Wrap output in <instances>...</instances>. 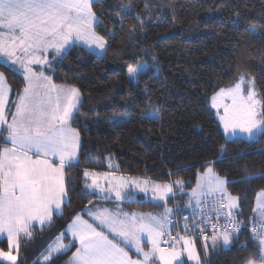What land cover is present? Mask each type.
I'll return each instance as SVG.
<instances>
[{
    "label": "trees",
    "instance_id": "1",
    "mask_svg": "<svg viewBox=\"0 0 264 264\" xmlns=\"http://www.w3.org/2000/svg\"><path fill=\"white\" fill-rule=\"evenodd\" d=\"M93 11L107 51L100 56L74 47L47 70L55 83L78 88L82 97L71 122L81 147L78 164L66 170L67 201L50 226L34 225L31 238L20 239L18 251H12L16 264H69L75 247L49 262L41 258L72 218L101 201L85 188V169L174 184L181 180L182 190L174 186L168 203L186 210L182 194L194 187L209 161H215L214 171L239 197L235 214L244 227L228 246L220 240L213 247L209 239L206 250L205 241L193 238L201 264L258 260L259 247L247 226L257 222L256 195L264 190V136L228 139L209 102L242 75L254 78L264 97V0H98ZM125 11L122 22L117 13ZM145 62L159 72L150 69L136 82L129 80V66ZM0 71L11 88V105L24 87L23 77ZM150 112L155 118H145ZM128 206L143 211L155 207L143 200ZM7 242L0 240V248L8 251Z\"/></svg>",
    "mask_w": 264,
    "mask_h": 264
},
{
    "label": "snow or ice",
    "instance_id": "2",
    "mask_svg": "<svg viewBox=\"0 0 264 264\" xmlns=\"http://www.w3.org/2000/svg\"><path fill=\"white\" fill-rule=\"evenodd\" d=\"M96 2L0 0V68L19 72L24 81L22 91L11 101L15 110L10 111L11 88L5 73L0 71V240L6 234L9 249L7 252L0 249V259L11 264H16L17 257L11 253L18 251L21 234L31 238L34 221L50 226L53 212L61 211L68 195L65 170L78 164L80 133L71 122L81 102L80 91L71 85L56 84L45 69L52 68V61L62 62L68 51L79 45L89 52L107 51V39L94 27L99 23L93 11ZM117 15L123 22L127 11ZM139 23L142 26L143 22ZM135 30L133 25L130 31ZM138 67L129 66L130 78H136ZM211 106L217 110L226 135L232 138L243 135L248 140L264 136V97L257 92L254 78L246 81L242 75L234 86L221 88L212 96ZM155 116V112H150L145 118ZM214 163L207 162L205 171L198 174L188 201V206L194 209L193 216L198 210L202 218L199 227L206 250L209 239L213 247L218 240L224 246L230 245L234 237L238 238L241 227L232 219L233 210L239 207V197L228 191V182L214 171ZM83 175L86 188L106 193V198L114 195L120 202L131 200L129 184L145 195L150 191L152 201L163 202L164 211L160 215L129 213L119 207L88 211L95 223L77 214L66 229L72 240L64 243L65 233H61L43 255L44 262L75 247L69 264H185V254L189 261L199 264L195 241L189 235V217H184L183 235L177 232L173 236L171 232L173 209L168 207V199L175 195L174 186L182 190L183 181L161 184L87 169ZM101 180H106L108 186H102ZM206 211L214 212L217 220L224 216L227 221L222 230L212 224L211 237L204 235L202 226L211 219ZM253 212L259 217V227L256 224L252 227L259 254L258 260L249 259L247 264H264V190L257 193ZM145 239L150 246L148 251L144 250ZM129 246L142 259H133Z\"/></svg>",
    "mask_w": 264,
    "mask_h": 264
},
{
    "label": "crops",
    "instance_id": "3",
    "mask_svg": "<svg viewBox=\"0 0 264 264\" xmlns=\"http://www.w3.org/2000/svg\"><path fill=\"white\" fill-rule=\"evenodd\" d=\"M54 62H56V61H52V64L54 63ZM48 69H51V68H47L46 67V69H45V73H46V75H49L48 74V72H47V70ZM50 76V75H49ZM57 84V83H56ZM58 85H66V84H58ZM10 95H11V92H10ZM10 95H9V101H10ZM82 100V97H81V94H80V101ZM81 103V102H80ZM80 105V104H79ZM79 105L77 106V108L79 107ZM211 106V105H210ZM212 108V107H211ZM9 109H10V111H14L15 109H14V107H12L11 105H10V103H9ZM213 109V108H212ZM213 111H214V109H213ZM76 112V111H75ZM75 112H74V114H75ZM74 114H73V116H74ZM217 118V117H216ZM9 119H10V117H9ZM218 119V118H217ZM219 120V119H218ZM220 122V121H219ZM221 127H222V125H221ZM222 130L224 131V129H223V127H222ZM225 133V132H224ZM226 135V134H225ZM226 137H228V135H226ZM237 138H242V139H245V140H248L246 137H244L243 135H241V136H238ZM229 139V138H228ZM233 139V138H232ZM255 139H257V138H253L252 140H255ZM248 141H251V140H248ZM80 147H81V139H80V145H79V149H78V158H79V152H80ZM68 169V168H67ZM66 169V170H67ZM66 170H65V181H66ZM87 170H89V171H94V172H97V173H105V172H108V173H111V174H113V175H115V176H117V177H120V176H123V177H130V178H132L133 180H145V179H147V180H150L151 182H154V183H157L158 181H156V180H153V179H150V178H146V177H135V176H131V175H127V174H121V173H116V172H113V171H106V170H95V169H87ZM85 178V177H84ZM111 178V177H110ZM87 183L88 184H90L91 183V180L89 179L88 181H87ZM100 183L102 184V186H104V187H107L108 186V182L106 181V180H101L100 181ZM132 184H129L128 185V192H130V194L132 193L131 192V190H129V188H130V186H131ZM66 188H67V184H66ZM86 188V187H85ZM87 190H88V192H90V193H93V194H95L97 197H98V199H100L101 201L100 202H94L93 204H91V205H89V206H87L81 213H79L80 215H82L83 216V218L85 219V220H88L90 223H95L93 220H92V217L91 216H89V215H87V212L88 211H95L96 209H104V208H107V209H111V210H115V209H117L118 207L119 208H122L125 212H129V213H132V212H135V213H143V214H147V213H152V214H154V215H160V214H162L163 212L161 211L162 209H160V210H158L157 209V206H156V204L154 203V201H152V199H151V195L150 194H147V195H132L131 194V200H128V199H126V200H124V201H122V202H120V201H116L115 200V196L114 195H111V196H108V198H106V196H107V194L106 193H101V192H99L98 190H96V189H91V188H86ZM140 197H142V198H140ZM172 197V195H170V197L169 198H171ZM140 200H143V201H150V202H152L154 205H155V207L152 209V210H149V211H143V210H137V209H133V208H131L130 206H128V203L129 202H136V201H140ZM67 201V197L65 198V202ZM168 202H169V199H168ZM255 205H256V201H255ZM63 206V205H62ZM169 207V206H168ZM60 212V211H59ZM59 212H57V211H54L53 212V214L54 213H59ZM255 219L258 221L259 220V217L258 216H256L255 217ZM72 222V221H71ZM70 222V223H71ZM69 223V224H70ZM34 225H37V226H42L39 222H33V225L32 226H34ZM45 225H47V224H45ZM45 225H43V226H45ZM68 227V226H67ZM5 239H6V234H5V237H4ZM7 240V239H6ZM55 241H56V239L51 243V245H53L54 243H55ZM217 243H220V240H218L217 241ZM147 241H146V239H145V241H144V246L145 247H147ZM77 246H78V244H77ZM49 248V247H48ZM5 251V250H4ZM7 252V251H6ZM75 252V251H74ZM12 255H14L13 254V252L11 253ZM129 255L132 257V258H134V256H135V253L133 252V250H131V247L129 246ZM3 262H5V263H7V264H11V262L10 261H6V260H2ZM16 263H17V259H16Z\"/></svg>",
    "mask_w": 264,
    "mask_h": 264
},
{
    "label": "built area",
    "instance_id": "4",
    "mask_svg": "<svg viewBox=\"0 0 264 264\" xmlns=\"http://www.w3.org/2000/svg\"><path fill=\"white\" fill-rule=\"evenodd\" d=\"M209 207H210V205H209ZM195 211H196V215L193 216V212H194L193 208H190L188 206V208L186 210H180L178 204H174L173 214L171 216V219L173 221V226H171V232H172L173 236H175L177 232H179L181 235L184 234L185 223H186L184 220V217L188 216L189 219L187 221V224H188V228L190 230L189 235L191 236V238H195V239H199L201 241H204L203 237L200 235V227H199L201 225V219L202 218L199 215L198 210H195ZM221 211H226V209H221ZM206 216L211 217V219H208L206 222H204L202 224V226L204 228V235H208L209 237H211L212 232H213L212 224H217V226L222 230L223 226L227 223L224 216H221L219 218V220H217L215 218V213L212 211H206ZM232 219H234L235 221H237L241 225L240 229H242L244 227V225L242 223H240V221L237 219V216H236L234 210H233ZM253 224H256L257 227H259L258 221L247 226V228L249 229L251 234H252ZM170 243H174V241H170ZM161 246L167 247L168 245L162 244Z\"/></svg>",
    "mask_w": 264,
    "mask_h": 264
},
{
    "label": "rangeland",
    "instance_id": "5",
    "mask_svg": "<svg viewBox=\"0 0 264 264\" xmlns=\"http://www.w3.org/2000/svg\"><path fill=\"white\" fill-rule=\"evenodd\" d=\"M98 1V0H97ZM96 25V24H95ZM95 25H94V27H95ZM76 47H84V48H86L85 46H83V45H79V46H76ZM74 48V47H73ZM72 49V48H71ZM70 49V50H71ZM69 50V51H70ZM93 53H95V54H97V55H103L104 54V52H100L99 50H96V51H94ZM49 59L51 60V56H49ZM135 66H139L138 67V73H137V76H136V78H130L129 77V75H128V69H127V76H128V78H129V80H131V81H133V82H136L137 81V77H138V75L139 74H141V73H143V72H146V71H148V70H150V69H152L153 71H154V73L155 74H157L158 72H159V67L158 66H156L155 64H153V63H139L138 65H135ZM134 66V67H135ZM36 67H38V66H36ZM246 79V81L248 80V79H252V77H246L245 78ZM255 86H256V82H255ZM245 87H247V84L245 85ZM256 90H257V87H256ZM257 92H258V90H257ZM212 98V97H211ZM226 103H230V101H225ZM210 105H211V99H210ZM212 107V106H211ZM214 109V114H215V116L219 119V116L217 115V110L215 109V108H213ZM220 114L222 115L223 114V109L221 108L220 109ZM118 120H121V118H123V116L122 117H120V116H117L116 117ZM112 123L113 122H115V120L113 119L112 121H111ZM238 136H241V135H238ZM227 138H229V139H232V137H230L229 135H228V137ZM109 164H111V162L110 161H108L107 162V165H108V167H109ZM112 165V164H111ZM85 179V178H84ZM139 180V179H138ZM156 181H158L157 183H161V184H164V183H172L171 181H160V180H156ZM172 184H174V183H172ZM196 185H197V182H196V184L194 185V187L192 188V189H194L195 187H196ZM85 187H86V184H85ZM180 189V188H179ZM192 189L191 190H188L185 194H182V198H181V201H183L184 202V204H186V206H188V201H189V194L192 192ZM129 190H131V194L132 195H145L143 192H140L139 191V189L138 188H136L134 185H131L130 186V188H129ZM180 193H182V192H180ZM148 194H150V195H152L151 194V192L149 191L148 192ZM140 198H142V197H140ZM180 199V198H179ZM154 203L156 204V206L157 205H161V206H157V209L158 210H160V209H162L161 211L163 212L164 211V208H163V202H161V201H154ZM168 206L170 207V208H172V205L171 204H169L168 203ZM255 207H256V205H255ZM254 207V208H255ZM238 208H236V209H234V211L235 210H237ZM256 216H258L256 213H254V218L256 217ZM66 229H67V227H66ZM66 229H65V237H64V243H69V241H71L72 240V238H71V236H70V234H67L66 233ZM22 237H24V235L23 234H21V237H20V239L22 238ZM66 237L68 238V237H70L69 239L70 240H67L66 239ZM4 239V238H3ZM57 239V238H56ZM193 239V238H192ZM194 241H195V247H196V250H197V252H198V248H197V242H196V240L195 239H193ZM73 243L75 244V242L73 241ZM7 244H8V242H7ZM179 247V246H178ZM72 248V247H71ZM71 248H69V249H71ZM149 248H150V246L149 245H147V247H145L144 246V250L145 251H148L149 250ZM1 249V248H0ZM131 250H133V252L135 253V256H134V258L133 259H142V257L140 256V254L139 253H137L136 252V250H135V248H132L131 247ZM6 252V251H5ZM199 253V252H198ZM57 254H54L53 255V257H55ZM43 257V256H42ZM183 259H184V261H185V264H196V262L195 261H189L188 259H187V255L185 254L184 256H183ZM0 260H3V259H0ZM41 260L43 261V259L41 258ZM44 262V261H43ZM199 264H201V259H200V261H199Z\"/></svg>",
    "mask_w": 264,
    "mask_h": 264
}]
</instances>
